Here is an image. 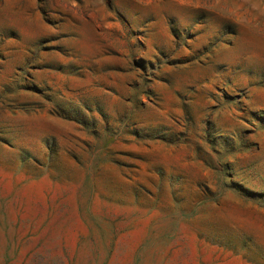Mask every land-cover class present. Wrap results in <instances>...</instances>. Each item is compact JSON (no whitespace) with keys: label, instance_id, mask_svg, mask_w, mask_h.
Wrapping results in <instances>:
<instances>
[{"label":"rangeland","instance_id":"obj_1","mask_svg":"<svg viewBox=\"0 0 264 264\" xmlns=\"http://www.w3.org/2000/svg\"><path fill=\"white\" fill-rule=\"evenodd\" d=\"M0 264H264V0H0Z\"/></svg>","mask_w":264,"mask_h":264}]
</instances>
